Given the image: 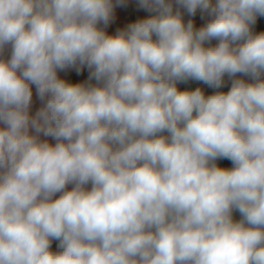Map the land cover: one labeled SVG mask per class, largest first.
Segmentation results:
<instances>
[{"label":"clouds","instance_id":"obj_1","mask_svg":"<svg viewBox=\"0 0 264 264\" xmlns=\"http://www.w3.org/2000/svg\"><path fill=\"white\" fill-rule=\"evenodd\" d=\"M134 3L0 0V264H264V0Z\"/></svg>","mask_w":264,"mask_h":264},{"label":"crops","instance_id":"obj_2","mask_svg":"<svg viewBox=\"0 0 264 264\" xmlns=\"http://www.w3.org/2000/svg\"><path fill=\"white\" fill-rule=\"evenodd\" d=\"M146 15H148V13L136 10L134 0H129V5H128L127 8L117 9L116 10V19L113 22V24L107 29V31H109L110 33H114L117 28H123L128 23L134 22L136 19H139V18L144 17ZM187 19H189V17L185 16V20L186 21H187ZM192 19H194V21H195V23H196V25L198 27L204 23V21H202L200 19L199 13H197V15L195 17H192ZM216 43H217V41H212V45H215ZM60 75L63 76L64 78H66V79L71 80V81L83 82V81L87 80L88 71H87V69H84V70H82L80 72L79 75H77L74 71L69 70L68 72L60 73ZM196 86L204 87L203 85H198L196 82H190L188 85H180V87H182V88L183 87L194 88ZM223 90L227 91V88H224ZM211 91H212L211 89H207L205 87L206 94H210ZM37 107H39V102L35 101V90H34L33 111H35V109ZM50 142L54 143V141H50ZM218 164H220L221 166H227V167L231 166L230 162L226 161V160L218 161ZM89 187H90V185H89ZM233 217H234L235 220H239L240 219V215H239L238 212H234ZM53 249L54 250L56 249V242H53Z\"/></svg>","mask_w":264,"mask_h":264},{"label":"trees","instance_id":"obj_3","mask_svg":"<svg viewBox=\"0 0 264 264\" xmlns=\"http://www.w3.org/2000/svg\"><path fill=\"white\" fill-rule=\"evenodd\" d=\"M256 30H264V18H258Z\"/></svg>","mask_w":264,"mask_h":264}]
</instances>
